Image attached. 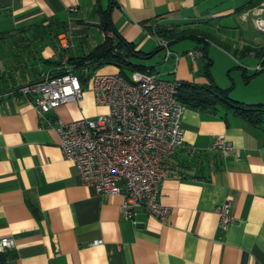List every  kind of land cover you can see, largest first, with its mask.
<instances>
[{
    "label": "crops",
    "instance_id": "0c3cea01",
    "mask_svg": "<svg viewBox=\"0 0 264 264\" xmlns=\"http://www.w3.org/2000/svg\"><path fill=\"white\" fill-rule=\"evenodd\" d=\"M104 12L135 51L153 53L129 62L164 80L208 84L206 59L186 56L201 52L203 44L181 39L194 47L180 54L170 48L180 40L172 42L169 49L179 60L160 61L161 49L143 26L158 23L205 37L212 64L210 45L255 58L249 68L259 65L264 50V34L253 27L221 26L233 19L253 25L264 15V0H0V239L11 237L14 244L0 253V264H264L261 128L222 107L187 108L183 146L165 159L167 176L159 187L169 215L159 222L139 212L132 224L120 213L119 196H96L81 185L73 164L62 157L57 134L13 93L54 71L62 58H83L102 45L108 38L101 28ZM96 72L119 73V67L103 65ZM251 102L264 104V93ZM105 112L92 94H83L48 117L72 122ZM218 136L231 151L213 149ZM225 201L233 222L222 231L215 209Z\"/></svg>",
    "mask_w": 264,
    "mask_h": 264
},
{
    "label": "built area",
    "instance_id": "2783aa9c",
    "mask_svg": "<svg viewBox=\"0 0 264 264\" xmlns=\"http://www.w3.org/2000/svg\"><path fill=\"white\" fill-rule=\"evenodd\" d=\"M253 26L264 34V15L254 18ZM146 33L156 39L164 62L179 60L167 40L154 31ZM107 37L113 38V34L108 32ZM201 55L198 50L186 52L190 59ZM261 69L258 65L254 71ZM54 71L42 73L13 93L23 97L57 134L62 157L73 164L82 186L96 196H119L120 213L132 224L139 212L165 222L170 209L158 199L167 176L164 161L183 146L181 119L187 109L176 99L178 82L138 71L129 79L119 73L94 72L88 77L89 91L94 103L106 112L92 119L64 122L48 115L60 106L80 102L84 92L67 57ZM213 149L225 154L232 147L218 136ZM229 206L225 201L215 209L222 231L233 222ZM13 246L11 237L0 239V253Z\"/></svg>",
    "mask_w": 264,
    "mask_h": 264
},
{
    "label": "trees",
    "instance_id": "16d2710c",
    "mask_svg": "<svg viewBox=\"0 0 264 264\" xmlns=\"http://www.w3.org/2000/svg\"><path fill=\"white\" fill-rule=\"evenodd\" d=\"M104 13L105 17L102 21L101 28L105 32H111L113 34V38H107L102 45L98 46L95 50L83 58L68 59V64L73 67L75 73L80 69H87L91 72L89 75L96 72V70L103 65H116L119 67V74L124 76L126 79H129L125 75L126 70H129L131 73L134 71L144 73L145 71H143V69L131 64L128 58H147L152 56L153 53L143 54L139 51H135L132 45L127 44L116 34L110 20L107 17V12ZM143 29L149 33L154 31L157 37L167 40L169 44L185 38L192 39L197 43L203 44L201 56L207 61L204 64L203 73L208 81V84L197 85L177 81V101L184 104L187 108L196 111H214L217 107H222L246 124L252 127L261 128L264 132V104H244L233 101L229 96L231 88L221 89L213 82L210 74V67L212 63L207 58L205 53V48L207 46V40L205 37H198L195 34H190L187 30L176 31L175 29H169L159 25L158 23L143 26ZM259 57V65L262 69L259 72L255 71L253 74L254 76L264 72V50L261 51ZM57 73L58 72H55L54 74Z\"/></svg>",
    "mask_w": 264,
    "mask_h": 264
},
{
    "label": "rangeland",
    "instance_id": "374dc122",
    "mask_svg": "<svg viewBox=\"0 0 264 264\" xmlns=\"http://www.w3.org/2000/svg\"><path fill=\"white\" fill-rule=\"evenodd\" d=\"M251 24L252 23L248 24L246 22H242L240 19H233L225 24L222 23L221 26L224 25L223 27L234 30L242 28L250 32L255 30L254 26ZM193 47L194 42L190 40H180L170 46L171 49L179 52L180 54ZM208 51L209 58L213 61L210 69L215 85L221 89L231 88L229 96L233 101L235 98H239L245 99V104H256L257 102L251 101H255L260 97L261 93H264V81H262L264 77H261L264 72L252 76V72L256 67L252 66V68H249L251 66H245L247 65V62L248 64L255 63L256 59L250 56L243 58L239 55L234 56L232 52H224L213 45L209 46ZM163 54L164 53L161 50L156 55V58L161 61ZM162 64L164 63L160 62L159 65ZM245 68L247 69L246 72L244 71ZM243 72H245L246 75H244ZM89 73L91 72L87 69H80L76 71V74L80 77V85L82 91L84 92L83 94H91L88 84V77L91 75H89Z\"/></svg>",
    "mask_w": 264,
    "mask_h": 264
}]
</instances>
